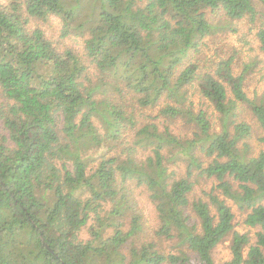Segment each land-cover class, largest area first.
<instances>
[{"label": "trees", "instance_id": "1", "mask_svg": "<svg viewBox=\"0 0 264 264\" xmlns=\"http://www.w3.org/2000/svg\"><path fill=\"white\" fill-rule=\"evenodd\" d=\"M52 17L58 39L37 24ZM245 19L264 53V0H0V264H217L228 238L220 264H264V99L246 92L255 62L238 72L235 47L202 64L206 38ZM67 37L81 46L60 47ZM237 103L260 130L257 154ZM179 120L190 135L174 132ZM203 179L213 185L198 193Z\"/></svg>", "mask_w": 264, "mask_h": 264}, {"label": "rangeland", "instance_id": "2", "mask_svg": "<svg viewBox=\"0 0 264 264\" xmlns=\"http://www.w3.org/2000/svg\"><path fill=\"white\" fill-rule=\"evenodd\" d=\"M38 25L43 26L46 29L47 34L52 35L54 38L58 39L60 35V22L59 19L52 17L47 22H38ZM238 32L236 33H220L216 32L215 35H211L206 38V46L203 47L202 58L204 61L202 64L206 63V65H213L220 57L225 55H230L233 53L235 47L241 49V56L238 57V66L237 71H241L244 69V63L246 62H255L252 64L249 73L246 76V92L251 98L264 99V53L260 50L258 40L256 38V25L250 23L248 19L241 20L237 22ZM247 41V42H245ZM60 47L64 48L65 46L78 48L81 46L82 39L81 37L75 38H65L60 40ZM93 69V67H92ZM95 71V70H94ZM190 97L195 104L196 108L207 109L209 113L212 115V119L214 122V127L217 130H220L222 127V120L219 116V113H216L212 108H210L206 102L202 99L198 92L194 89H190ZM149 114L157 115L158 108L147 110ZM236 120L237 121H247L251 125V133L250 137L247 139V142L251 146V154H257L261 149H263V145L258 140V135L260 134V130L258 129L257 123L255 119L252 117L251 111L244 103H237V107L235 109ZM163 125V122L161 123ZM172 128L176 134L186 135L191 134V129L186 127L182 120L177 121ZM231 130L234 131L233 126ZM213 185L212 181L202 180V183L198 185L196 191L200 193L202 190L209 191ZM230 204H232L233 210L236 213V229L240 232H249L252 236V241L255 240L254 232L255 228L246 226L243 223L244 214L238 210V208L233 204L231 200H228ZM141 206L143 207V211L145 213L147 226L149 228L154 227L157 223L156 221V211L153 205L147 200V198L143 195L141 197ZM91 222V221H90ZM88 224L80 233V237L83 239H88L90 233L88 231ZM157 241H161L158 240ZM162 247L166 251L175 252L173 248L172 242L162 240ZM230 239H226L224 242L218 244V246L214 249L213 257L217 264H220L231 258V250H230Z\"/></svg>", "mask_w": 264, "mask_h": 264}]
</instances>
